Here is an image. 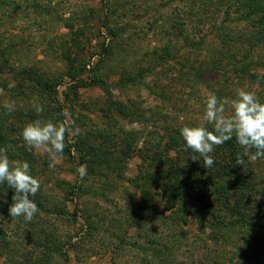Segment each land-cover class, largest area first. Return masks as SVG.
<instances>
[{
	"label": "rangeland",
	"instance_id": "374dc122",
	"mask_svg": "<svg viewBox=\"0 0 264 264\" xmlns=\"http://www.w3.org/2000/svg\"><path fill=\"white\" fill-rule=\"evenodd\" d=\"M210 1L205 4L212 6ZM210 8L203 6L198 10L202 16H193L190 0L0 3V64L8 61L0 70V148H7L10 162L29 163L40 182L33 199L42 205L31 222L2 216L8 254L0 256V264H157L159 255L168 264L199 260L202 244L198 241L195 248L191 243L210 242L209 231L201 232L194 216L178 226L162 219L167 200L160 183L145 177L154 171L148 159L165 155L172 136L181 142L169 151L171 157L182 164L193 156L185 150L180 129L203 123L213 130L203 121L209 93L230 102L235 90L244 88L264 103V89L256 83L214 74L208 79L213 86H207L184 75L203 59L188 48L185 37L204 33ZM10 82L15 87L9 88ZM6 102L16 110L9 113ZM36 105L43 112L38 114ZM65 109L69 123L80 131L66 135L62 157L52 170L49 155L27 150L21 132L38 119L63 122ZM226 114H231L227 105ZM243 152L239 144L219 152L214 160L221 164L211 167L232 173L233 183L221 168L206 170L196 153L186 175L191 193L174 209L213 205L206 208L207 219L212 213L230 216L219 205H239L262 216L264 158L246 156L244 166L237 165L236 154ZM223 161L229 166H222ZM81 165L87 168L83 179L76 172ZM218 184L229 187L221 203L205 193ZM171 215L177 216L166 212ZM157 243L163 246L159 255Z\"/></svg>",
	"mask_w": 264,
	"mask_h": 264
},
{
	"label": "trees",
	"instance_id": "16d2710c",
	"mask_svg": "<svg viewBox=\"0 0 264 264\" xmlns=\"http://www.w3.org/2000/svg\"><path fill=\"white\" fill-rule=\"evenodd\" d=\"M8 1L10 0H0V3L3 5ZM210 2L213 3L212 6L206 5L205 0H190L193 16H202L198 10L203 6L211 7L213 10L210 12L208 21L204 23L205 31L200 37H196L194 32L185 37L188 48L199 51L203 59L199 63L191 64L184 75L195 83L206 82L208 86L211 85L208 79L214 74H220L230 79L256 83L260 90L264 89V0H211ZM215 39L219 40V43H215ZM160 64H165L162 55ZM3 66H8L7 59L0 64V70ZM182 141L185 142L183 139ZM180 142L179 136L175 138L172 136L165 146V155L153 157L151 162L148 159L149 165L153 164L154 171H147L148 174L145 177L160 183L167 200V205L162 211V219H171V222L178 226L182 222L186 223L190 216H194L200 224L201 232L209 231L210 242L206 239H197L191 243L197 248L198 241L201 242L204 250L198 261L193 260V264H264V213L262 216L255 217L251 215V211L244 207L242 209L239 205L237 208H235L237 205H219L220 209L228 212L230 216L212 213L213 217L204 219V215L208 213L207 209L213 205H207L205 209L197 207L196 210L188 209L189 205H180L178 209H174L181 201L186 202L191 193L186 175L193 162L192 156L187 157L181 164L169 154L170 150H176L175 148L179 147L176 145ZM162 146L163 143L158 144V148ZM236 146L238 144L233 135L231 140L215 146L216 153L211 155L216 158L219 152L231 150ZM193 156L197 154L193 153ZM222 166L228 167L229 163L223 161ZM215 167L223 170V176L229 174L232 179L230 182L233 183V174L220 165L206 170L215 171L217 170ZM240 184L246 185L244 182ZM227 190L229 187L218 184L214 189H207L205 193L212 194L221 203L226 199L222 196L227 194ZM232 190L233 187L230 193ZM13 194L14 190L6 182L0 184V256L8 254L6 247L2 244L6 239V228L2 224L4 218L2 216H9L8 207L12 203ZM30 199L34 201L33 196H30ZM5 200L7 203L4 202ZM37 206L42 207L40 202H37ZM172 210L173 215L177 216H166V212ZM144 230H146L145 227ZM172 242L178 243L175 239ZM158 247L163 248V246L157 243V255L162 252ZM172 256L177 258L174 254ZM159 257L157 264H168L163 262L162 255Z\"/></svg>",
	"mask_w": 264,
	"mask_h": 264
},
{
	"label": "clouds",
	"instance_id": "9594fccd",
	"mask_svg": "<svg viewBox=\"0 0 264 264\" xmlns=\"http://www.w3.org/2000/svg\"><path fill=\"white\" fill-rule=\"evenodd\" d=\"M8 87H15V83L10 82ZM204 105L203 121L211 124L213 130L206 128L203 123L199 126L186 125L180 129L185 150L191 149L198 153L203 159L204 168H211L215 163L211 155L214 147L231 140L233 135L244 149L243 154H236L237 165L244 166L246 156L251 161L264 158V103L260 102L255 91L237 88L235 98L230 102L227 98L221 100L214 93H209ZM226 105L231 108V114H226ZM4 107L9 113L16 110L14 103L6 102ZM35 110L39 114L43 112V106L36 105ZM62 115L65 117L63 122L38 119L26 124L21 132L27 150L35 149L49 155V168L52 170L62 157L66 135L76 136L80 131L69 123L68 109ZM191 159L196 161L197 157L192 156ZM76 172L83 179L87 175L86 165L79 166ZM5 182L14 190L12 203L8 207L9 215L13 218L23 217L26 222H31L39 209L30 196H35L39 191L40 182L31 174L28 162H10L7 148H0V184ZM4 202L7 203L6 200Z\"/></svg>",
	"mask_w": 264,
	"mask_h": 264
}]
</instances>
